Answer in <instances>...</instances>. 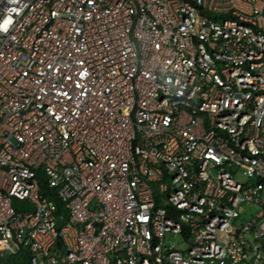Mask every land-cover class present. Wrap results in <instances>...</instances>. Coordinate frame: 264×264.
Masks as SVG:
<instances>
[{"label":"built area","instance_id":"2783aa9c","mask_svg":"<svg viewBox=\"0 0 264 264\" xmlns=\"http://www.w3.org/2000/svg\"><path fill=\"white\" fill-rule=\"evenodd\" d=\"M21 247L264 264V0H0V255Z\"/></svg>","mask_w":264,"mask_h":264},{"label":"trees","instance_id":"16d2710c","mask_svg":"<svg viewBox=\"0 0 264 264\" xmlns=\"http://www.w3.org/2000/svg\"><path fill=\"white\" fill-rule=\"evenodd\" d=\"M37 177L39 180V189L41 194L55 203L57 208V215L59 218L58 225H63L64 223H66L68 212L65 204L60 200L58 196L57 189L49 186L47 177L44 174L43 170L39 169L37 171ZM13 204L17 210H20L21 208L27 206L25 201H21L18 199H14ZM0 264H31L29 250L26 247H21L15 253L0 255Z\"/></svg>","mask_w":264,"mask_h":264}]
</instances>
